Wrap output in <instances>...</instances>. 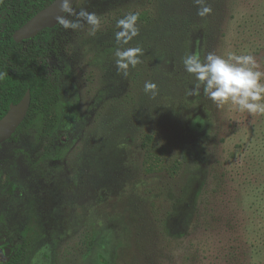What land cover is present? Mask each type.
Listing matches in <instances>:
<instances>
[{
    "label": "rangeland",
    "instance_id": "374dc122",
    "mask_svg": "<svg viewBox=\"0 0 264 264\" xmlns=\"http://www.w3.org/2000/svg\"><path fill=\"white\" fill-rule=\"evenodd\" d=\"M207 4L201 17L194 0H77L99 30L58 25L57 129L23 128L0 148V242L14 253L26 241L23 264H264V114L190 94L183 64L233 52L264 72V0ZM130 12L145 16L140 34L118 45L116 21ZM118 47L144 50L128 76ZM147 134L162 168L145 163Z\"/></svg>",
    "mask_w": 264,
    "mask_h": 264
},
{
    "label": "trees",
    "instance_id": "16d2710c",
    "mask_svg": "<svg viewBox=\"0 0 264 264\" xmlns=\"http://www.w3.org/2000/svg\"><path fill=\"white\" fill-rule=\"evenodd\" d=\"M10 0H0L8 2ZM11 0V23L0 30V118L7 112L11 103H18L27 90L31 91V106L25 120L12 139L17 137L20 129L36 125L53 134L60 121L61 86L58 79L49 73V55L54 51V34L58 26L43 30L36 37L17 42L13 34L34 13L49 3L39 0L40 5H33L29 0ZM1 7V6H0ZM27 7V8H25ZM1 9V8H0ZM32 11V12H31ZM139 19H145L140 15ZM145 163L150 170L164 167L165 151L157 146L152 134L143 138ZM179 164L173 165L174 171ZM27 243L24 241L11 256V260L2 264H23Z\"/></svg>",
    "mask_w": 264,
    "mask_h": 264
},
{
    "label": "clouds",
    "instance_id": "9594fccd",
    "mask_svg": "<svg viewBox=\"0 0 264 264\" xmlns=\"http://www.w3.org/2000/svg\"><path fill=\"white\" fill-rule=\"evenodd\" d=\"M72 2L73 0H57L62 12L76 17L75 20H70L60 16L57 18L58 23L65 29L77 30L83 26V22L91 26L94 35L100 28V17L86 9L77 12L71 6ZM194 2L199 5V16L205 17L212 12L207 0ZM139 18V12H130L116 21L119 31L115 33V40L118 45H127L140 34L137 24ZM143 52L141 47H118L114 53L117 71L128 76L129 69L141 63ZM183 64L185 71L192 74L197 81L190 94L203 88L204 94L218 107L231 104L241 112L264 114V72L258 70L260 64L253 55L229 52L225 57L208 53L201 59L197 54H189L183 59ZM144 90L155 97L158 94V85L151 81L146 82Z\"/></svg>",
    "mask_w": 264,
    "mask_h": 264
},
{
    "label": "water",
    "instance_id": "95a60500",
    "mask_svg": "<svg viewBox=\"0 0 264 264\" xmlns=\"http://www.w3.org/2000/svg\"><path fill=\"white\" fill-rule=\"evenodd\" d=\"M77 0H73L72 7ZM57 0L51 1L48 5L35 13L28 21L21 25L13 34L17 42L30 39L47 28H54L59 25L57 18L64 16ZM31 106V91L27 90L18 103H11L7 112L0 118V146L12 138L22 122L25 120Z\"/></svg>",
    "mask_w": 264,
    "mask_h": 264
},
{
    "label": "flooded vegetation",
    "instance_id": "af4514ba",
    "mask_svg": "<svg viewBox=\"0 0 264 264\" xmlns=\"http://www.w3.org/2000/svg\"><path fill=\"white\" fill-rule=\"evenodd\" d=\"M34 1V3H33V5L35 6V5H40L41 4V1H39V0H33ZM51 1H53V0H50V2ZM28 2H29V0H25L23 3H25V5L26 6H28ZM49 2V3H50ZM49 3H47V4H45V6L46 5H48ZM0 27L2 26L3 28H5L6 27V25L9 23H11V0L10 1H8V2H2V3H0ZM44 6V7H45ZM25 8H27V7H25ZM43 8V7H42ZM41 8V9H42ZM40 10V9H39ZM38 10V11H39ZM37 11V12H38ZM32 12V11H31ZM36 12V13H37ZM35 14V13H34ZM33 14V15H34ZM32 15V16H33ZM31 16V17H32ZM30 17V18H31ZM29 18V19H30ZM28 19V20H29ZM27 20V21H28ZM25 23V22H24ZM23 23V24H24ZM23 24H21V25H23ZM58 26V25H57ZM3 28H1L0 30H3ZM18 29V28H17ZM45 30V29H44ZM16 31V30H15ZM42 32V31H41ZM40 32V33H41ZM39 33V34H40ZM37 36V35H36ZM35 36V37H36ZM32 38H34V37H32ZM32 38H30V39H32ZM26 40H29V39H26ZM24 41V40H23ZM22 42V41H21ZM12 140V138L11 139H9L8 141H11ZM8 141H6V142H8ZM6 142H4V143H6ZM3 143V144H4ZM3 144H1V146L3 145ZM1 146H0V148H1ZM0 251H1V257H2V259L0 260V264H2V263H5V262H7V261H10L11 260V256H12V254L13 253H11V244H7V243H5L4 241H1L0 242Z\"/></svg>",
    "mask_w": 264,
    "mask_h": 264
}]
</instances>
